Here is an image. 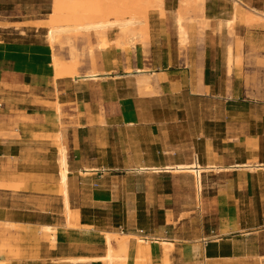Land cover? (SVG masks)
<instances>
[{
  "label": "crops",
  "instance_id": "0c3cea01",
  "mask_svg": "<svg viewBox=\"0 0 264 264\" xmlns=\"http://www.w3.org/2000/svg\"><path fill=\"white\" fill-rule=\"evenodd\" d=\"M182 1L164 0V17L158 11L150 13L147 50L152 55L167 49L161 61L147 68L140 43L129 51L107 48L97 52V81L56 78L53 49L36 39L40 29L32 26L43 20L0 21V183L13 185L24 178L19 189H0V261L73 264L65 260L101 258L107 253L104 234L123 230V234L153 239L145 261L138 260L137 242L131 240L125 264H166V258L168 264H216L235 257L220 253L222 245L234 246L261 233L239 237L244 231L243 208L253 202L254 183L264 177V168L254 172L234 168L255 160L264 165V103L259 109L245 98V65H233L228 75L229 39L222 37L228 20L220 18V8L209 7V1L198 17L211 25L206 37L200 39L189 32L188 52L181 64L173 65L175 47L180 46L177 19L182 15L185 20L186 13L191 14ZM191 18V23L185 20L183 25H198L194 14ZM220 22L223 29L219 31ZM9 35L17 36L6 39ZM29 35L30 40L25 38ZM242 58L246 60L247 53ZM138 70L144 74H137ZM229 76L233 79L230 88L223 83ZM136 77L153 79L155 94L141 95L135 87ZM238 80L242 84L237 85ZM229 93L241 96L231 99ZM177 94L193 99L195 109L203 101L214 106L217 95L226 94L225 120L219 124L211 114L210 122L215 123L207 125L201 137L200 130L197 134L191 130L183 112L169 110L168 98ZM258 111L261 116L255 117ZM253 120L263 123L261 132L252 126ZM60 148L68 158V200L75 214V227L70 228L66 227L59 186ZM196 159L203 167L227 170L206 174L222 182L209 201L214 205L210 214L219 222L212 232L219 233L218 243L206 235L181 240L182 236L170 230L192 212L191 217L197 214L195 209L183 208L180 194L182 182L193 176L140 171L190 165ZM141 177L147 182L140 183ZM167 177L172 184L161 181ZM141 195L146 201L140 202ZM139 203L149 208V214L164 210L165 223L159 231L147 235L140 228L144 210ZM120 208L124 216L116 218L118 227L110 231L109 218L114 219ZM42 226L56 228L55 242L41 232ZM163 240L174 245L167 254L160 243Z\"/></svg>",
  "mask_w": 264,
  "mask_h": 264
},
{
  "label": "rangeland",
  "instance_id": "374dc122",
  "mask_svg": "<svg viewBox=\"0 0 264 264\" xmlns=\"http://www.w3.org/2000/svg\"><path fill=\"white\" fill-rule=\"evenodd\" d=\"M53 1L54 0H0V21L11 22L48 20L50 19L49 16L52 12ZM95 1L97 2L98 6L91 9L93 13L104 15L108 20L111 21L116 20L117 17L119 19L134 18L138 22L142 23L137 27V29L139 33L146 38V41L148 40V31L150 26L148 25L150 21V13L152 11H158L160 17L165 16L163 10L160 8L158 0H133L132 6L124 5V3L128 0ZM206 1H209V7L214 8L215 10L220 8L222 13L220 18H225V20L229 21L232 20L234 16L237 17L231 28H228L226 25H224V27L227 29V33H225L222 37L229 39V45L227 48L232 49L233 57L235 55L233 65L236 67H241L242 65L246 66L247 74L244 80L246 87V93L244 94L245 98L249 99L250 101H254V103L258 104L255 105L256 108L260 109L263 106L262 103H264V0H241V3L238 5H235L234 0H205V3ZM182 6H184L187 12H191V14L186 13V22L191 23L193 21L191 18V15L193 14L197 18L196 21L198 25H183L188 34L189 32H194L198 38H205V32L207 29L211 28V25H209V22H205L204 18H198L199 13L201 12V2L199 0H183ZM253 9L257 10L259 14L263 16L253 14L250 11ZM65 13L66 14L63 20H61L60 25H74L76 24L77 20H79V18L76 19L74 17V14L78 13L74 12V9ZM181 17L183 18L182 15ZM186 18L191 19L187 20ZM185 20L183 18V21ZM189 26H192L190 30L188 29ZM17 27L19 26L17 25ZM47 28L48 27H46V25H43V27L40 29V34L38 33L39 36L36 39L50 45L49 41L47 40ZM222 29L223 25H221L220 22L219 31ZM213 33H216V30H213ZM210 35L211 34L209 33L207 37H210ZM15 36L17 35H9L5 36V38L13 40L16 39ZM30 37H32V35L26 36L25 38L30 40L32 39ZM109 38L112 40L119 38V32L117 30L110 32ZM96 42L97 38L94 34H79L71 36L70 44L75 48L76 51L77 68L80 76H84L91 71H94L97 74L100 73L98 70V53L96 52L93 57L88 55V50L94 46ZM51 48L53 49L54 55H56L63 64L71 62L72 56L70 55V46L65 44L64 46L61 45ZM135 48L127 46L126 49L122 50L129 51L131 49L135 50ZM142 48L145 50L144 54L146 59L144 62L147 68H152L151 64L161 61L162 56L168 53L166 47V50H161L158 53L154 52L152 55H150L149 51L147 50L149 46L142 45ZM175 49H178V51L172 57L173 65L178 66L182 63L181 59H184V54L188 52V46H179L178 48L175 47ZM243 53H247V58L244 61L242 60ZM186 62L187 65H189L188 60ZM218 66H221V64L218 63ZM217 73L220 76V73ZM230 77L231 76H229L227 81L223 82L228 88L232 87L233 85V79ZM140 78L142 77L135 78V87L137 88H139L138 81ZM144 78H149L153 84V79L150 77ZM236 84L240 85L242 82L238 80ZM217 96L218 98L216 100V105L211 106L208 101H203L201 106L198 105L195 109L193 105V99L190 97H185L181 94L172 95L168 98V106L170 107L169 110L175 114L183 112L184 117L188 119L187 124H189V126L191 125V130H195L196 134L200 130L199 134L201 137H203V133L205 132L207 125L210 123H215L210 122L211 114L218 118L219 124H222L220 122L221 120H225L226 113L224 98L226 97V94H218ZM238 96H241V94H228V98L231 97V99H236ZM254 116L260 117L261 114L258 111ZM251 123L253 127L255 126V129L257 127L258 132H261L260 128L263 123H257L255 120H253ZM250 163L252 165L258 164L256 160ZM215 174L217 173L215 172ZM161 181L168 185L170 183L172 184L169 177L164 178ZM139 182L143 183L147 181L141 177L139 178ZM220 184H222V182L218 181L213 176V174H205L203 192L201 200H199L195 185V178H188L182 182L183 190L180 191V194H182V201L185 205L183 208L187 210L195 209L197 214H195L194 217H191L190 215L193 213L192 212L187 216L188 219H186L185 222H177L175 226L170 229L175 231L172 232V235L175 236L176 234H179V236H182V238H179L181 240L200 239V236L204 238V235L209 237L211 240L217 239L216 236L219 233L215 234L212 232L219 227V222L217 221L216 216L214 217V214L213 216L210 214L212 211H214V205H211L209 201H213L212 198L217 193V189L219 188ZM254 185L257 188L254 190V195L252 196L254 199H252L253 202L250 205L247 204L243 208L244 212H246V215L243 218L245 219V222L243 221V223H241L243 226L242 229L244 231L239 232V234L241 235L251 232L261 233L256 234V237L252 239L235 243L234 246L222 245L220 248V253H229L230 255L235 254V257L217 262L216 264H264V177H262L259 182H255ZM141 197L144 199L142 198L140 202L146 201L144 196L141 195ZM192 202L196 203L197 205L193 206ZM139 205L142 206V208L139 206V209L144 210L142 212V220L139 222V225H141L140 228L145 231L147 235L155 230L159 231L161 226L165 223L164 210H157L156 208L157 211H155V214H149V208L144 206L142 203H139ZM146 210L148 212H145ZM123 211L124 209L120 208L115 211V214L112 212V214H114L113 218L115 220L111 219V217L109 218L110 221L108 220L110 223V231H115L118 227V223L115 221L117 217L123 218ZM64 217L66 220L65 214ZM122 231L123 230H116L115 233H123L124 231ZM138 236L144 237L142 234H139ZM155 237L165 236L156 235ZM149 239L151 242H153L152 238Z\"/></svg>",
  "mask_w": 264,
  "mask_h": 264
},
{
  "label": "bare ground",
  "instance_id": "6f19581e",
  "mask_svg": "<svg viewBox=\"0 0 264 264\" xmlns=\"http://www.w3.org/2000/svg\"><path fill=\"white\" fill-rule=\"evenodd\" d=\"M99 1V0H98ZM201 2V12L204 9L205 0H199ZM235 5L241 3V0H234ZM160 8L162 10L163 0H158ZM133 0H128L124 3L125 6H132ZM98 6L95 0H54L52 6V12L50 14V19L38 21L32 24V26H36L41 29L43 25H46L47 28V40L49 41L51 47L55 46H64L65 44L70 46V55L72 56L71 62L67 64H63L59 58L54 55L52 57V66L55 69L56 78H65L71 77L73 79H81V80H91L97 81L100 76L91 71L84 76H80L77 68V55L75 48L70 44L71 36L79 35V34H94L97 38V42L94 46H92L88 50V55L93 57L96 52H101L107 48L116 47L121 49H126L127 46H131L135 48L139 43L142 45H147L146 38L141 35L137 29L139 25L142 23L138 22L134 18L130 19H119L117 17L116 20H108L106 16L99 15L98 13H93L91 9ZM84 7V8H83ZM74 12H78L74 14V17L77 20L74 25H60L61 20H63L65 16V12L69 10H73ZM83 10V11H82ZM253 14L258 16H263L259 14L257 10H250ZM236 16L233 17L232 20L226 21L225 25L228 28H231L234 24ZM205 22L208 23V20L204 19ZM178 23V36H179V44L180 46H186L189 41V35L185 27L183 26V18L180 16L177 19ZM117 30L119 32V38L114 41L109 40V34L112 31ZM234 64V57L232 54V49H228V57H227V72L228 75L232 74ZM137 74L143 75L144 72L141 70L137 71ZM139 92L141 95H153L154 94V86L151 83L149 78H140L138 81ZM59 186L60 193L63 199L64 205V214L66 215V227H75V214L70 209L69 200H68V158L66 154V150L64 148H60L59 152ZM264 165H252L251 163L247 165H238L235 166L234 169L237 170H247V171H257L259 169H263ZM225 169L218 168L216 166H208L203 167L198 162L197 159L194 163L188 165H176V166H168L165 168H142L141 172H152L153 174H172V175H191L195 178V185L198 193V198L201 200L203 187L205 183V174L210 172H222ZM227 171V170H225ZM31 178V177H29ZM24 178L19 179L13 185H4L0 183V189H19L23 186ZM41 232L51 237L52 241H56V228L51 226H42ZM250 234H241L239 237H246ZM105 245L107 247V253L104 257L92 259L94 261H101L104 264H125L126 262V253L128 250V245L131 240H136L138 245V260H144L149 252L150 247V239L133 236L130 234L123 233H105L104 234ZM213 243H218L219 239L212 240ZM164 249L166 250V254L173 248V243L167 240H163L160 242ZM115 245V246H114ZM86 258H70L66 259V262L79 264L86 263L92 261ZM0 264H8L7 262L0 261ZM166 264H168V260L166 258Z\"/></svg>",
  "mask_w": 264,
  "mask_h": 264
}]
</instances>
